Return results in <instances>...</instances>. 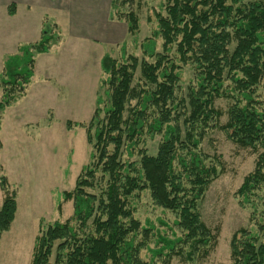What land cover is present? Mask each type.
Returning <instances> with one entry per match:
<instances>
[{
  "label": "trees",
  "instance_id": "1",
  "mask_svg": "<svg viewBox=\"0 0 264 264\" xmlns=\"http://www.w3.org/2000/svg\"><path fill=\"white\" fill-rule=\"evenodd\" d=\"M140 12L139 1L112 0L111 18L125 22L133 37L140 33ZM155 18L152 36L139 44L142 58L126 56V45L123 62L111 52L102 58L101 92L90 121H67L68 130H85L90 162L72 191L57 194L59 214L71 202L72 215L64 222L39 221L30 264L206 261L218 237L199 205L225 166L220 156H207L202 143L216 129L257 154L236 192L240 206L251 208V228L232 236L231 262L264 264V0H164ZM60 41L57 26L46 19L39 41L5 59L0 131L5 111L27 94L36 58ZM186 67L194 76L184 90ZM218 100L229 103L224 124ZM147 135L162 136L156 155L143 147ZM0 189L1 247L16 219L18 191L6 176ZM144 192L176 216L172 227L162 221L166 229L160 230L135 217Z\"/></svg>",
  "mask_w": 264,
  "mask_h": 264
},
{
  "label": "rangeland",
  "instance_id": "2",
  "mask_svg": "<svg viewBox=\"0 0 264 264\" xmlns=\"http://www.w3.org/2000/svg\"><path fill=\"white\" fill-rule=\"evenodd\" d=\"M135 1L141 4L138 37L129 35L124 45L122 43L108 48V51L112 49L111 53L120 62L124 61L122 49L125 45L126 56L142 58L139 44L152 36L156 29L155 13L160 11L164 2ZM79 10L80 7L76 6L71 12L57 11L50 14V18L59 24L61 36L67 43L60 48L52 63H48L46 57L38 58L36 77L28 87L26 96L8 108L3 116L0 178L6 176L10 186L17 188L18 213L15 224L2 237L0 264L31 263L39 221L64 222L72 215L71 202L64 204L59 214L58 193L72 191L82 168L90 162L91 148L85 130H68L66 123L90 121L97 96L101 92L100 81L103 76L100 61L96 65V52L99 51H89L85 46L76 45L73 34L86 30L87 26L90 28L99 14L102 20L104 9H85L81 15ZM5 18L7 14L0 8V31L5 29ZM158 49H161V41ZM15 52L10 41L0 34V73L5 59ZM50 64L51 71H48ZM46 76L53 77L51 83L44 80ZM136 76L139 78V72ZM193 76V70L186 67L182 76L184 90ZM1 97L0 90V101ZM228 107V101H216V108L225 113L221 124L227 121ZM161 140V135L144 136L143 147L150 155H156ZM202 150L207 156H220L225 166V172L210 185L199 205L203 222L217 234V246L204 262L184 263L173 258L170 264H232V236L240 229L251 228V208L240 206L236 192L244 178L254 170L257 154L251 149L238 148L218 129L209 133L202 143ZM3 199L0 189V205ZM136 202L135 217L142 224L149 222L160 230L166 229L162 221L173 226L176 216L156 207L148 192L142 193ZM142 256L148 260L146 251Z\"/></svg>",
  "mask_w": 264,
  "mask_h": 264
},
{
  "label": "crops",
  "instance_id": "3",
  "mask_svg": "<svg viewBox=\"0 0 264 264\" xmlns=\"http://www.w3.org/2000/svg\"><path fill=\"white\" fill-rule=\"evenodd\" d=\"M76 6L77 8L80 7V15L85 9H104V17L102 20L99 14L96 16L97 20L91 23L90 28L87 26L86 30L73 34L74 43L76 45L85 46L89 51H99L96 52L98 53L96 65L98 66V61H100L101 68V61L104 55L108 52H112V49L108 51V48L118 46L122 43L124 45L126 38L129 36L125 22L119 20L115 21L111 18L112 0H0V8L7 14V18L3 20L5 29L4 31H0V34L3 35L6 40L10 41L12 48L16 51L14 54H17L22 45L35 43L40 40L46 19L57 26V31L61 35L62 32L59 24L50 18V14L57 11L71 12L75 10ZM10 7L13 9V14L9 13ZM66 43L67 40L61 36L60 43L53 46L49 53L39 55L36 58L35 73L30 86L33 84V80L36 77L38 58L41 56L46 57V59H48L47 62L52 63L53 59L58 55L57 52H59L60 48L66 45ZM10 55H12V53L9 54V56ZM50 68L51 64L47 67L48 71H51ZM44 80L51 83L53 77L46 76ZM14 224L15 222L13 225Z\"/></svg>",
  "mask_w": 264,
  "mask_h": 264
}]
</instances>
